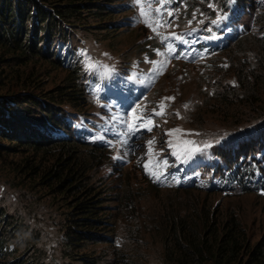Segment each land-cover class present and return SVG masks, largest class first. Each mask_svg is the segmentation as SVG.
Masks as SVG:
<instances>
[{
    "label": "rangeland",
    "instance_id": "374dc122",
    "mask_svg": "<svg viewBox=\"0 0 264 264\" xmlns=\"http://www.w3.org/2000/svg\"><path fill=\"white\" fill-rule=\"evenodd\" d=\"M113 1L117 6L111 7L109 16L85 14L86 27L63 46L75 52L71 57L82 72L78 75L80 107L68 109V126L73 139L85 147L75 146L73 154L90 163L88 174L107 185L109 196L105 215L111 221L107 234L113 236L114 244L90 245L87 254L114 260V250H118L133 254L139 264H168L166 223L177 217L201 224L205 215L211 217L206 229L236 219L252 246L264 243V149L246 159L261 168L257 178L247 183L248 189L234 186L228 191L221 181L229 164L237 162L231 143L242 133L261 134L264 123L248 122L256 115L251 110L237 118L220 117L219 107L213 106L215 94L237 82L233 76L240 62L253 61L256 49L249 52L251 44L235 38V33L242 32L240 25L252 19L236 21L237 14L224 9L223 0H188L178 8L168 0ZM141 5L147 16L141 14ZM149 7L163 8L167 19L161 15L158 22H152ZM214 20L220 22L214 24ZM227 42L231 43L229 51L208 53L213 45ZM203 45L207 46L201 53ZM29 69L28 74L36 73L39 86H29L25 92L39 99L62 86L68 74L47 63ZM116 99L122 103L115 105ZM161 111L163 115L156 114ZM141 116L153 121L151 130L129 131L128 124H138L136 118ZM241 120L243 127L236 128ZM149 141L154 143L149 145ZM9 146V142L0 143V147ZM17 149L0 154L1 203L11 218H22L42 235L40 247L48 264H78L63 255L58 220L65 209L61 203L53 202L39 186L28 191L12 188L19 182L14 176L22 157L32 154V150ZM58 154L55 151L45 159L56 163Z\"/></svg>",
    "mask_w": 264,
    "mask_h": 264
},
{
    "label": "trees",
    "instance_id": "16d2710c",
    "mask_svg": "<svg viewBox=\"0 0 264 264\" xmlns=\"http://www.w3.org/2000/svg\"><path fill=\"white\" fill-rule=\"evenodd\" d=\"M168 1L176 8L188 2ZM223 5L237 14L236 21L252 19L240 25L245 32L241 36L242 32L235 33V38L239 43L248 41V51L256 49V53L252 64L240 62L233 76L237 82L223 86L213 97V106L219 107L220 117L237 118L244 110H251L249 113L256 115L247 121L255 120L252 123L259 125L264 123V0H223ZM112 6H117L113 0H0V143H10L9 147H0V154L15 153L18 147L32 150L31 155L22 157L14 176L19 182L12 188L28 191L39 186L47 191L45 195L53 197V202L61 203L65 209L58 220L63 232V255L78 264L140 263L124 251L114 250V260L87 254L90 245L114 244L113 236L107 234L111 221L105 215L109 196L107 185L92 180L93 175L88 174L86 166L90 163L73 154L72 148L85 146L73 139L68 126V109L76 111L80 107L78 75L82 72L74 65L75 52L71 48L65 51L63 46L86 27L82 22L85 14L109 16ZM156 9L151 8L152 22H158L161 15L167 19L163 8L159 12ZM218 31L215 29V34ZM230 44L213 45L208 53L227 52ZM206 46H202L201 53ZM41 63L68 73L62 86L43 93L44 99L25 92L29 86H39L36 73H28L33 69H29L30 65ZM113 101L115 105L122 103ZM241 122L244 121L235 127H243ZM259 132L242 133L231 143L237 162L232 161L221 176L228 191L234 186L248 189L249 180L261 173L258 163L246 160L264 149V126ZM55 151H59L57 162H50L47 155ZM210 220L205 215L201 224H192L175 217L166 223L164 253L168 264H264V243L252 246L239 221L225 220L223 225L204 228ZM41 243L42 235L31 230L22 218H11L0 201V264H48Z\"/></svg>",
    "mask_w": 264,
    "mask_h": 264
},
{
    "label": "snow or ice",
    "instance_id": "6c2138e0",
    "mask_svg": "<svg viewBox=\"0 0 264 264\" xmlns=\"http://www.w3.org/2000/svg\"><path fill=\"white\" fill-rule=\"evenodd\" d=\"M149 11H151V9H150V7H149ZM156 11L157 12H159L160 11V9L159 8H157L156 9ZM141 14L142 15H145V16H147L148 15V12H145L144 11V6L143 5H141ZM169 15H171V13H169ZM221 19H226V16H224V17H222ZM220 21L219 20H214V21H212V23H219ZM158 27L159 26H161V25H157ZM167 26H171V25H167ZM153 30L155 31L156 29L155 28H153ZM173 38H175V39H178V40H182V37H180V36H178V35H175V34H173ZM171 50V49H170ZM168 99H172V98H168ZM163 106H161V108H162ZM185 107L187 108V105H185ZM157 115H163V111H161V112H159V113H156ZM137 119V121H138V124L137 123H129L128 124V129H129V131H135L136 129H137V127H147L148 128V130L150 131L151 130V127H150V125H152V123H153V121L152 120H150V119H148V120H145L142 116L141 117H137L136 118ZM171 134V133H170ZM152 143H154V141H149V145H151ZM153 175L155 176V173H153ZM157 179L159 178V177H156Z\"/></svg>",
    "mask_w": 264,
    "mask_h": 264
}]
</instances>
